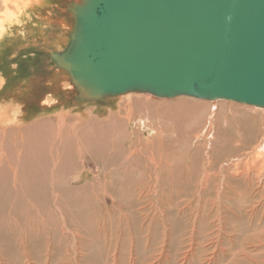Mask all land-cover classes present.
<instances>
[{
    "label": "rangeland",
    "instance_id": "obj_1",
    "mask_svg": "<svg viewBox=\"0 0 264 264\" xmlns=\"http://www.w3.org/2000/svg\"><path fill=\"white\" fill-rule=\"evenodd\" d=\"M40 3L0 0V32L8 23L0 41V128H10L6 113L19 127L119 113L141 155L124 167L87 164L59 198L36 178L43 192L34 197H0V264H264V109L188 96L149 97L157 105L147 108L136 101L147 98L141 93H128L132 101L119 95L81 102L77 92L51 97L49 82L67 84L55 52L19 41L16 20ZM58 3L65 11L71 0ZM26 84L34 102L14 98ZM59 98V106L41 108Z\"/></svg>",
    "mask_w": 264,
    "mask_h": 264
},
{
    "label": "water",
    "instance_id": "obj_2",
    "mask_svg": "<svg viewBox=\"0 0 264 264\" xmlns=\"http://www.w3.org/2000/svg\"><path fill=\"white\" fill-rule=\"evenodd\" d=\"M64 53L79 101L127 93L264 109V0H80Z\"/></svg>",
    "mask_w": 264,
    "mask_h": 264
},
{
    "label": "bare ground",
    "instance_id": "obj_3",
    "mask_svg": "<svg viewBox=\"0 0 264 264\" xmlns=\"http://www.w3.org/2000/svg\"><path fill=\"white\" fill-rule=\"evenodd\" d=\"M58 1L41 0L38 7L34 5L31 7V15L25 17L19 15L16 20L23 27L19 41L35 40V43L47 44L50 49L52 48L51 50H54L53 53L62 54L66 51L75 27V19L70 12V7H73L74 1L71 0L68 9L65 11H62L63 8ZM75 1L79 3L78 0ZM10 20L12 21L9 18ZM7 24L1 27L0 41L3 40L8 32ZM8 41L10 43L11 40ZM58 73V76H62V80L66 79L67 84H63L60 81H57V83L55 81L53 83L49 82L48 85L54 88V91L51 92V97L53 96L52 93H56L55 97H57L60 95L65 96V94L67 95L71 92H78L65 70L59 68ZM4 85V81L3 83L0 81V96ZM25 88L18 93L14 91V98L18 100V98L27 96L31 101L36 99V96H33L34 98L31 97L28 84H26ZM126 95L128 93L120 95V98L127 99L129 96L125 97ZM145 95L148 99L136 97L137 103L140 102V104L146 105L147 108L152 103L157 105V100H150L149 98L152 97L154 99L155 96L151 94H149L150 96ZM115 97H119V95ZM60 100V98L58 101L47 99V101L42 102L41 108L57 107ZM128 100H131V98H128ZM142 100L144 101L141 102ZM11 103L14 104V100ZM171 104H175V102ZM127 106V112H132L133 104L131 103ZM21 116L26 118L24 115ZM5 119L7 123L4 125H9L10 128L8 126L5 129L0 128V197H8L7 201L15 195L19 196V198L26 195L34 197L36 192L42 191L41 189L43 188L38 185V182H33L35 178V181L43 182L45 180V182H48L54 193L59 194V196L57 195L59 198L64 193L72 191L69 188L70 181L79 180L82 177L81 173H86L87 164L92 162L100 163L99 161L101 160L105 166L116 163L124 167L129 164L133 157L135 159L141 155L140 152L136 153V150H134L135 147L141 145V142L137 141L138 143H136L132 140L131 133L127 131L129 126L128 119L122 118L119 113L112 114L110 118L104 120L88 118L89 122L87 123H76V120L72 123L63 117L41 121L36 124L32 123L33 125L29 126L23 124L20 127L17 126L16 122H12L7 113ZM10 122L15 125V128L11 127ZM198 138H201V136ZM127 171V169L123 170L125 173ZM29 178L32 182L28 183L26 179L29 180ZM46 186L47 183L42 187L46 189L48 188ZM44 196L46 195L44 194ZM55 201L60 202V204L63 202L62 200Z\"/></svg>",
    "mask_w": 264,
    "mask_h": 264
}]
</instances>
